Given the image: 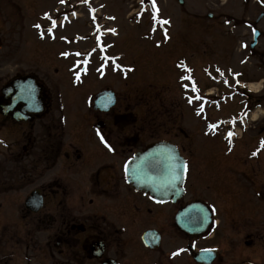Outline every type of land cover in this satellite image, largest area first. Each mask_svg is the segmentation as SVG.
<instances>
[{
	"label": "rangeland",
	"instance_id": "374dc122",
	"mask_svg": "<svg viewBox=\"0 0 264 264\" xmlns=\"http://www.w3.org/2000/svg\"><path fill=\"white\" fill-rule=\"evenodd\" d=\"M59 1L0 0V90L16 76L36 75L39 79H44L52 91L55 110H60L57 106L60 104L69 121V128H76V121H81L84 113L86 115L92 113L91 105L87 106L91 93L94 94V98L96 93L105 86L118 90L120 93H124L123 87L140 88V90L143 87L148 88L146 95L152 94L155 100L149 101L150 105L145 103L148 106L144 107V110L145 113L147 111L152 113L162 125L158 127L154 124L156 128H159L161 137L182 145L186 143V146L191 147L190 153L197 163L203 162L204 146L215 147L216 152L212 153L215 159L211 161L212 164L217 165L214 167L215 170L225 165L232 179L233 177L235 179L231 181V187H226V198L222 197V203L218 201L219 207L223 204V208H219V216L222 214L225 220L224 235L228 242L225 248L230 247L236 253L240 251V264H250V261H254L255 264H264V242L257 241V245L247 249L242 245L243 249H240L241 245L234 227L239 225H235V221L232 223L227 215L228 212L226 213L227 205L232 210L231 199L250 197L252 201L247 206L251 209L247 214L248 222L256 220L258 228H264V150L257 156L251 153L258 145L256 141L264 136V87H262L264 86V56L251 54L250 47L247 45L248 41H244L243 35L240 39L238 36L239 32L242 34L246 29L244 21L248 19L249 11L233 8L230 1L237 0H228L229 3L226 4L220 2L224 0H185L196 5L207 2L208 6L204 13H213L214 20L205 16L206 19L204 18V24L201 27L194 24L196 22L194 17L185 12L181 14V10L185 8H181L178 0H155V8L146 5L147 11L141 19L134 13L137 12L139 4L143 10L141 1L145 0H96L99 8L101 7L99 15L103 18L108 15L113 16L115 21L95 26L96 23L89 18L88 10L79 4L80 0H73L64 8L59 5ZM150 3H152L151 0L148 4ZM178 5L181 10L178 9ZM76 9L81 10L79 18L69 22L67 19L75 13ZM152 9L160 10L161 18L165 17L169 24L163 22L158 24L157 20H153ZM218 18L220 20H217ZM66 20L68 22H65ZM111 20L113 21V18ZM61 21L64 22L63 26H59ZM236 23L240 28H234ZM95 34H97L96 41H102L101 45L104 40L106 46L113 43L112 56H118L123 52V57H118L120 64L125 66L132 64L135 70L129 71L128 76L121 71L115 74L111 68L108 72L102 73L99 68H96L97 59L92 58L89 75L83 77L79 86H74L71 79L72 70H68V65L72 62L65 61L61 55L67 51L91 49L94 51L93 55L98 57L95 51ZM181 59L186 62L182 67L178 65ZM218 68L223 69L225 74L229 73L228 68L235 71L230 72L226 78L225 83L228 85H235L237 81L261 82L256 88L262 91L250 95L251 105L248 109L250 108L251 111V120L247 123L248 128L243 131V138L236 140L237 144L231 153L226 151V143L222 137L204 134L207 121L202 120L201 117H195V109L190 107L184 99L185 92L178 80L180 72L190 73L207 93L228 92L230 90L223 87V77L221 72L217 71ZM205 69L210 71L205 73ZM141 78L144 79V84H140ZM242 103H238L237 100L229 102L217 114L212 110L209 112L208 120L226 118L228 115L219 114L224 111V108L236 114L242 108ZM210 106L211 103L208 104V109ZM138 110L136 111L140 112ZM177 119L178 126L170 127ZM16 130L17 127L14 134ZM22 130L26 129L22 128ZM165 130L170 131V135L164 134ZM19 137L18 128L17 138ZM253 139L254 145H251ZM19 149H17L18 152ZM238 153L241 155L239 156ZM40 173L39 169L31 176V181L35 184H28L23 180L24 169L18 166L15 246L13 247L9 239L11 231L1 228L0 258L4 253L6 255L10 253L11 258H4L9 260L0 261V264H47L40 216L25 218L26 212H24L26 197L32 189L42 184ZM0 194H2L0 204L1 206L4 204V207L0 208L11 210L12 201L5 197L8 194L3 192ZM242 225L244 226L243 223ZM247 227L256 228L254 225L239 228ZM245 236L246 234L240 233L239 240L243 242ZM224 253L227 258L233 256L232 252L224 250ZM250 257L254 259L249 260Z\"/></svg>",
	"mask_w": 264,
	"mask_h": 264
},
{
	"label": "flooded vegetation",
	"instance_id": "af4514ba",
	"mask_svg": "<svg viewBox=\"0 0 264 264\" xmlns=\"http://www.w3.org/2000/svg\"><path fill=\"white\" fill-rule=\"evenodd\" d=\"M230 3L233 8L249 11V21L244 23L247 28L242 34L239 32V39L242 35L249 38L251 54L264 56V0ZM179 4L195 16L197 23H202L205 15H212L204 13L207 2L196 5L190 1H179ZM236 26L240 28L237 23ZM256 33L258 35L254 39ZM122 89L124 93L116 90V104L111 110L106 113L93 111L84 115L81 121L77 120L76 128H69L68 120L51 115V96L44 87L42 93L50 100H47L48 111L27 121L31 132L25 133V143L19 146L23 151L19 156L23 155L25 159L20 165L26 171L28 184H33L31 171H41L42 209L38 214L27 213L30 214L28 217L40 216L43 248L47 253L45 262L240 264V251L236 253L230 247L225 248L228 243L224 235L225 220L222 214L219 216V208L223 204L218 206V201L222 203V197L226 198V187H231L230 183L235 179L225 165L215 170L217 165L211 162L215 159L212 156L216 152L215 147L204 146L203 162L197 163L190 153L191 147L178 144L188 162L185 193L178 200H158L129 183L125 164L147 144L160 140V132L145 129L142 124L144 115L134 114L141 101L134 102L129 97V87ZM7 102L11 100L5 101L0 97V103ZM0 116V133L5 129L3 136L0 134V192L8 194L5 197L12 201L11 210L0 208V229L11 231L9 239L14 247L18 141L15 134H11L16 125L11 114ZM164 134L170 135V131L165 130ZM231 200L232 210L228 205L226 207L231 222L235 221V225L242 228L256 227L240 229L233 225L240 249H243L242 245L247 249L257 245V241L264 242V228H258L256 220L248 222L247 214L251 209L247 206L252 199L234 197ZM206 202L213 206L210 207L209 223L200 204ZM194 203H197L196 214L190 213L192 210L186 212L188 215L183 218L186 228L183 229L177 216L185 206L189 208ZM240 233L246 234L243 242L239 240ZM224 250L232 252L233 256L227 258ZM9 255L4 253L0 261L11 258ZM250 264L255 263L250 261Z\"/></svg>",
	"mask_w": 264,
	"mask_h": 264
},
{
	"label": "water",
	"instance_id": "95a60500",
	"mask_svg": "<svg viewBox=\"0 0 264 264\" xmlns=\"http://www.w3.org/2000/svg\"><path fill=\"white\" fill-rule=\"evenodd\" d=\"M13 90H16L13 105L18 102H23L26 105L15 115L17 119H23L26 117L27 111L35 110L40 87L35 78L28 76L16 80L14 87H7L3 91L5 97L8 98ZM109 97V95L102 93L97 96L96 103L102 104ZM40 106H43V99L40 100ZM183 172L184 164L178 157V153L171 145L164 142L149 146L147 150L137 154L128 166L129 178L134 182L136 188L149 191L157 198H168L172 195L179 198L182 194ZM37 192H33L26 202L27 206L33 210H38L41 206ZM196 208V205L190 206L182 211L180 217H185V213L190 210L194 213ZM180 224L185 228L183 220Z\"/></svg>",
	"mask_w": 264,
	"mask_h": 264
},
{
	"label": "snow or ice",
	"instance_id": "6c2138e0",
	"mask_svg": "<svg viewBox=\"0 0 264 264\" xmlns=\"http://www.w3.org/2000/svg\"><path fill=\"white\" fill-rule=\"evenodd\" d=\"M62 2H63V0H62ZM152 6H153V8H155V0H152ZM163 23H167V21H163ZM36 27H39V25H36ZM51 30V29H50ZM232 136V133L230 132L229 133V138ZM101 140L103 141V137H101ZM105 144H106V146H108L107 145V143L105 142ZM261 148H264V140H262L261 141ZM111 150V149H110ZM253 155H256V153H253ZM186 167V166H185ZM208 251H210V250H208Z\"/></svg>",
	"mask_w": 264,
	"mask_h": 264
},
{
	"label": "bare ground",
	"instance_id": "6f19581e",
	"mask_svg": "<svg viewBox=\"0 0 264 264\" xmlns=\"http://www.w3.org/2000/svg\"><path fill=\"white\" fill-rule=\"evenodd\" d=\"M249 85H250L251 88H256L258 86V84H255V83H250Z\"/></svg>",
	"mask_w": 264,
	"mask_h": 264
}]
</instances>
